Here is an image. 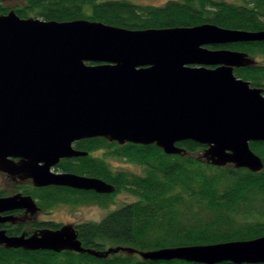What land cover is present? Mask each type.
<instances>
[{
  "label": "water",
  "instance_id": "95a60500",
  "mask_svg": "<svg viewBox=\"0 0 264 264\" xmlns=\"http://www.w3.org/2000/svg\"><path fill=\"white\" fill-rule=\"evenodd\" d=\"M254 42H264V28L253 32L205 23L129 30L0 14V172L23 175L38 187L109 195L115 188L101 179L50 170L61 159L87 156L73 148L75 142L103 138L120 146L155 145L178 156L190 155L177 144L192 141L204 146L201 161L259 173L262 159L249 144L264 142V96L233 74L255 62L240 51L209 48ZM21 208L36 212L29 196L0 198V213ZM5 221L13 219L0 217ZM0 246L99 259L123 253L151 262L264 264V236L96 251L83 248L73 225L65 224L29 237L0 230Z\"/></svg>",
  "mask_w": 264,
  "mask_h": 264
},
{
  "label": "trees",
  "instance_id": "16d2710c",
  "mask_svg": "<svg viewBox=\"0 0 264 264\" xmlns=\"http://www.w3.org/2000/svg\"><path fill=\"white\" fill-rule=\"evenodd\" d=\"M26 8L18 11L20 18L30 15L45 21L66 22L88 20L125 28L189 27L205 23L231 30L260 31L264 28V0H244L242 5L220 0L170 1L159 7L141 6L130 0H25ZM252 55L264 54L263 43L234 44ZM259 85L251 75H243ZM189 155L202 151L203 145L192 141L178 143ZM264 165V142L250 143ZM78 150L87 152L80 166L71 170L98 178L114 186L109 195H90L89 203L103 208L112 198L127 192L137 199L109 211L99 222L76 227L83 248L104 251L111 247H130L137 251L166 247L196 246L220 242L250 240L264 236V222H236L238 209L256 195H264V167L259 173L246 169L220 168L190 156L166 155L155 145H118L103 138L81 140ZM100 149H111L112 155L138 163L144 175L113 172L101 157L93 155ZM186 195V196H185ZM188 195V197H187ZM197 197L209 211L207 219H198L188 209L182 216L175 206ZM251 198V199H250ZM250 199V200H249ZM112 200V201H111ZM58 202L61 200L57 199ZM181 217V218H180ZM0 264H194L183 261H142L137 255L123 253L99 259L70 251H24L0 246ZM221 264H231L228 262Z\"/></svg>",
  "mask_w": 264,
  "mask_h": 264
},
{
  "label": "flooded vegetation",
  "instance_id": "af4514ba",
  "mask_svg": "<svg viewBox=\"0 0 264 264\" xmlns=\"http://www.w3.org/2000/svg\"><path fill=\"white\" fill-rule=\"evenodd\" d=\"M14 1H19V3H16L14 6H7L5 4L6 0H0V14H7L9 11H13L18 16L17 12L21 11L27 6L25 0ZM229 45L232 46L234 44L209 46V48L214 50L227 49L233 51H240L246 53L249 57H252L250 53L241 50L239 47L235 49L234 47H228ZM206 68L215 69L217 68V66H206ZM233 74L236 78L249 82L251 88L262 89V95L264 96V63H258L250 67L234 68ZM243 75H251V78L257 80L260 84L253 85L252 81L245 79ZM75 143L73 144L74 149H76ZM80 158L82 157L61 159L50 170L52 173L56 174H75L71 170H73L74 166L81 165L78 160ZM13 161L18 162V159H13ZM76 175L89 177L85 174ZM0 177H2L3 180H6L7 184H9L8 186H10L9 188H0V198L9 197L16 194H20L21 196H29L33 200L36 208V212L34 213H31L27 209L23 208L0 213L1 218L12 217L13 219L12 222L5 221L3 223H0V230L5 231L6 235L9 237L20 236L21 234H24L25 237H29L35 233H38L41 230H57L63 224H58L56 222L51 221L50 219H45L51 215L54 206H57L58 204H63L64 206L89 205V201L86 200H89L90 195H106L98 194L94 191H83L66 186L49 185L38 187L34 185L32 179L24 178L23 175L18 174L11 176L6 173L0 172ZM58 197L61 200L60 202L57 201ZM39 216H42L43 218L37 219V217ZM83 223L87 222H77L72 225L76 230V227Z\"/></svg>",
  "mask_w": 264,
  "mask_h": 264
},
{
  "label": "rangeland",
  "instance_id": "374dc122",
  "mask_svg": "<svg viewBox=\"0 0 264 264\" xmlns=\"http://www.w3.org/2000/svg\"><path fill=\"white\" fill-rule=\"evenodd\" d=\"M134 4L141 6H154L159 7L167 4L170 1H181V0H130ZM225 3L234 4V5H242L244 4V0H220ZM19 1L14 0H6L5 4L7 6H14ZM30 17L38 18L43 20L40 17H36L35 15H30ZM264 21V17H262ZM253 61L255 64L264 63V54H251ZM203 151H198L195 154L190 155L195 159L202 160ZM93 155L101 157L104 162L107 164L108 168H110L113 172H123L126 174H134V175H144V169L138 163L129 161L124 158L115 157L112 155L111 149H100L95 152ZM229 168V167H228ZM2 184V185H1ZM6 180H3L0 177V188H9ZM186 196V195H185ZM188 197V195H187ZM186 197L185 203L180 204V206H175L176 212L182 216L183 213L188 212L190 209L198 219H207L209 217V211L204 207L205 204L197 201V197L189 199ZM136 197L127 193L121 192L112 198L113 203L108 205L107 208H103L99 205L89 204V205H71L64 206L57 205L54 206L51 215L48 218L53 222L58 224H74L77 222H99L101 221L109 211H112L116 208L122 207L125 204L132 203L136 201ZM251 199V198H250ZM249 199V200H250ZM111 200V201H112ZM43 218L42 216L37 217V219ZM181 218V217H180ZM236 222H246V223H256V222H264V195L259 194L256 195L254 199L245 204H242L238 209V216L235 219Z\"/></svg>",
  "mask_w": 264,
  "mask_h": 264
}]
</instances>
